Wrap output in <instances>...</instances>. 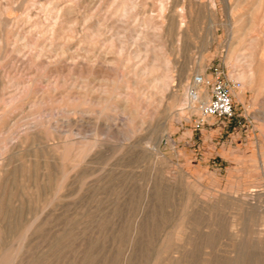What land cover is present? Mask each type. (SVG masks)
Listing matches in <instances>:
<instances>
[{"label":"rangeland","instance_id":"1","mask_svg":"<svg viewBox=\"0 0 264 264\" xmlns=\"http://www.w3.org/2000/svg\"><path fill=\"white\" fill-rule=\"evenodd\" d=\"M0 219V264H264V0H0Z\"/></svg>","mask_w":264,"mask_h":264},{"label":"built area","instance_id":"2","mask_svg":"<svg viewBox=\"0 0 264 264\" xmlns=\"http://www.w3.org/2000/svg\"><path fill=\"white\" fill-rule=\"evenodd\" d=\"M195 89L207 88L209 98L207 101H200V95L197 91H191V97L200 101V111L202 120L200 125L205 124L209 118H217L218 120H230L235 116L236 107L233 97V84L229 83L222 70L214 67L212 78L203 75H197L193 79Z\"/></svg>","mask_w":264,"mask_h":264},{"label":"bare ground","instance_id":"3","mask_svg":"<svg viewBox=\"0 0 264 264\" xmlns=\"http://www.w3.org/2000/svg\"><path fill=\"white\" fill-rule=\"evenodd\" d=\"M4 1H6V0H4ZM12 2V1H11ZM7 4V3H6ZM9 4V3H8ZM6 6H8V5H6ZM12 6H13V4H12ZM134 9V8H133ZM263 12V11H262ZM25 13V12H24ZM64 13V12H63ZM72 13V12H71ZM1 14H2V12H1ZM54 14V13H53ZM53 16V15H52ZM3 21V20H2ZM10 21V20H9ZM7 22V21H6ZM5 23V22H4ZM17 23V22H16ZM2 24V23H1ZM10 25H11V23H10ZM43 25V24H42ZM62 29V28H61ZM44 31V30H43ZM38 32V31H37ZM62 32V31H61ZM66 32V31H65ZM64 32V33H65ZM98 32V31H97ZM53 33V32H52ZM52 33H51V35H52ZM102 32H100V34H101ZM38 34V33H37ZM87 34V33H86ZM59 35V34H58ZM62 35V34H61ZM102 35V34H101ZM34 36V35H33ZM12 37V36H11ZM71 37V36H70ZM84 37V36H83ZM86 37V36H85ZM58 38V37H57ZM21 39V38H20ZM19 39V40H20ZM33 39V38H32ZM28 40V39H24V42H23V45L21 44V46L23 47V48H35L38 44H37V42H35L34 43V41L33 40ZM85 39V38H84ZM38 41V40H37ZM51 42V41H50ZM81 42V41H80ZM79 42V43H80ZM95 43V42H94ZM43 44H45V43H43ZM52 44V43H51ZM88 44V43H87ZM48 45H50V44H48ZM90 45V44H89ZM94 45V44H93ZM145 45V44H144ZM62 46V45H61ZM96 46V45H95ZM55 47V46H54ZM84 47V46H83ZM30 48V49H31ZM69 48H71V47H69ZM92 48H93V46H92ZM18 49V48H17ZM60 49V48H59ZM161 49V48H160ZM15 50V49H14ZM54 50H56V49H54ZM81 50L83 51L84 49L83 48H81ZM96 50V49H95ZM138 50V49H137ZM20 51V50H19ZM50 51V50H49ZM49 51H48V54H49ZM52 51V50H51ZM64 52V48H62V50H61V52ZM87 51V52H86ZM90 51V50H89ZM89 51L86 49L85 50V55L83 56V58L85 59H83L84 61H85V63L86 64H88V63H90L91 62V60H92V58H91V56H90V53H89ZM112 51V50H111ZM32 52H34L35 53V51H32ZM56 52H58V51H56ZM55 52V53H56ZM75 52V51H74ZM95 52H97V51H95ZM20 53V52H19ZM76 53H77V51H76ZM75 53V54H76ZM93 53V52H92ZM15 54H16V52H15ZM21 54H23V53H21ZM72 54V53H71ZM83 54V53H82ZM94 54V53H93ZM113 54V53H112ZM136 54H137V57H139L140 55H139V52H137L136 51ZM46 55V54H45ZM49 55H51V54H49ZM56 55H57V53H56ZM118 55V54H117ZM262 55V54H261ZM79 56V55H78ZM129 56V55H128ZM143 56V55H142ZM35 57H37L36 55H35ZM51 57V56H50ZM95 57V56H94ZM100 57H102V56H100ZM17 58V57H16ZM23 58V57H22ZM73 58H75V56L73 57ZM78 58V57H77ZM103 58V57H102ZM105 58V57H104ZM124 58H125V56H124ZM155 58V57H154ZM49 59V58H48ZM47 59V60H48ZM109 59V58H108ZM107 59V60H108ZM145 59V58H144ZM164 59V58H163ZM106 60V58L104 59V60H102L101 62H102V64H106V66H107V64H109V60L107 61ZM38 61V60H37ZM93 61H96V60H94L93 59ZM64 62V61H63ZM97 62V61H96ZM120 62V61H119ZM25 63V62H24ZM48 63V62H47ZM84 63V64H85ZM115 63V62H114ZM122 62H120V64H121ZM125 63V62H124ZM9 64V63H8ZM95 64V63H94ZM73 65V64H72ZM88 66V65H87ZM86 66V67H87ZM110 66H111V64H110ZM157 66H159V64H157ZM30 67V66H29ZM28 67V68H29ZM112 67V66H111ZM115 67V66H114ZM138 67V66H137ZM249 67L250 68H252V65H249ZM99 68V67H98ZM89 69V68H88ZM87 69V70H88ZM110 69V68H109ZM139 69V68H138ZM167 71L164 73V72H157V74H151L150 75V77H153V80H157V79H159V78H161L162 79V81H161V83H160V85L162 86L161 88H163V89H166L167 88V85H168V82H169V79H170V72H169V67L166 69ZM62 71V70H61ZM82 71V70H81ZM104 71V70H103ZM157 71V68H156V64L155 63H153L152 65H150L149 63H145L144 65H143V68L142 69H140V74L141 75H148V72H151V73H154V72H156ZM101 72H102V70H101ZM32 73V72H31ZM91 73V72H90ZM93 73V72H92ZM185 73V72H184ZM62 74V73H61ZM102 74H103V72H102ZM106 74V73H105ZM108 74V73H107ZM106 74V75H107ZM182 74V73H181ZM114 75V74H113ZM137 76V75H136ZM102 77V76H101ZM109 77V76H108ZM113 77V76H112ZM104 78H106L105 80H109V78H107V77H104ZM239 78L241 79V80H245V79H253L254 78V71L252 70V69H250L248 72H243V73H241L240 74V76H239ZM102 79V78H101ZM112 79V78H111ZM135 80V79H134ZM139 80V79H138ZM184 80V79H183ZM27 83V82H26ZM30 83V82H29ZM137 83V82H136ZM21 84V83H20ZM68 84V83H67ZM66 84V85H67ZM127 84V83H126ZM138 84V83H137ZM65 85V84H64ZM72 85V84H71ZM100 86V85H99ZM102 86V85H101ZM104 86V85H103ZM13 87V86H12ZM24 87V86H23ZM78 87V86H77ZM155 87V86H154ZM156 87H158V86H156ZM54 88V87H53ZM70 88V87H69ZM125 88V87H124ZM23 89V88H22ZM71 89V88H70ZM121 89V88H120ZM40 90V89H39ZM94 90H96V89H94ZM124 90V89H123ZM14 91H16V90H14ZM104 91H105V89H104ZM11 92H13V91H11ZM10 92V93H11ZM103 92V91H102ZM125 93V92H124ZM127 95V94H126ZM12 97H15V94L12 96ZM100 99H102V97H100ZM193 98L191 97V95H190V91L188 92V98H187V101H186V103L185 104H189L190 102H191V100H192ZM126 100V99H125ZM194 100V99H193ZM110 101V100H109ZM33 103V102H32ZM102 103V102H101ZM194 107V106H193ZM197 109V108H196ZM72 111H69L68 110V114L69 113H71ZM83 113H88L87 111H83ZM19 116V115H18ZM12 120V119H11ZM85 121V120H84ZM12 123V122H11ZM15 141V140H14ZM139 142V141H138ZM39 144V143H38ZM40 146H41V144H40ZM32 147V146H31ZM49 147V146H48ZM45 148V147H44ZM28 150V149H27ZM78 150V149H77ZM16 151V150H15ZM84 152V150L83 149H81V151H80V153H79V156H81V154ZM16 153H17V151H16ZM50 153V152H49ZM56 155V154H55ZM68 155V154H67ZM66 155V156H67ZM57 160H58V158H56ZM53 160V159H52ZM59 161V160H58ZM4 165V164H3ZM7 165V164H6ZM44 165V164H43ZM54 166V165H53ZM46 193H47V191H46ZM2 195V194H1ZM45 196V195H44ZM43 199V198H42ZM38 201V200H37ZM44 202V201H43ZM133 204V203H132ZM35 219V218H34ZM1 220V219H0ZM15 221V220H14ZM14 225H15V223H14ZM9 227V226H8ZM17 227V226H16ZM16 231H15V229H13V230H10V232H6V238H8V237H10L11 235L12 236H14L16 233H15ZM3 233H4V231H2V229H0V245H3V243H2V241L4 240V239H6V238H4L3 236ZM6 245V244H5ZM174 249V248H173ZM171 253V252H170ZM177 254V253H176ZM186 255V254H185ZM171 256V255H170ZM188 261V260H187ZM247 262V261H246ZM164 264H165V262H164ZM169 264V263H168ZM191 264V263H190Z\"/></svg>","mask_w":264,"mask_h":264}]
</instances>
